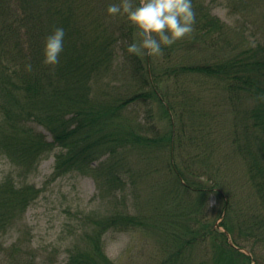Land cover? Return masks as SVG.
Instances as JSON below:
<instances>
[{
	"label": "trees",
	"instance_id": "1",
	"mask_svg": "<svg viewBox=\"0 0 264 264\" xmlns=\"http://www.w3.org/2000/svg\"><path fill=\"white\" fill-rule=\"evenodd\" d=\"M118 2L0 0V151L25 175L59 148L54 178L82 173L117 195L114 213L86 216L89 232L66 264H115L103 239L112 229L163 241L159 264H184L195 244L199 264H210L207 254L264 264V39L245 42L208 0H192L193 34L162 46L163 56L139 57L127 52L134 29L106 13ZM60 27L59 63L45 66V39ZM235 160L247 196L232 201ZM39 193L11 175L0 183L2 264H29L21 240L4 257L2 233ZM214 199L223 200L224 232L209 223Z\"/></svg>",
	"mask_w": 264,
	"mask_h": 264
},
{
	"label": "rangeland",
	"instance_id": "2",
	"mask_svg": "<svg viewBox=\"0 0 264 264\" xmlns=\"http://www.w3.org/2000/svg\"><path fill=\"white\" fill-rule=\"evenodd\" d=\"M241 2L246 3L248 0H208L213 13L236 31L240 39L255 44L258 40L264 39V0L254 7L250 5L244 11L238 8L242 6ZM235 4L238 9L234 7ZM115 90L126 92L129 88ZM241 107L245 108V104ZM36 128L52 139L46 129L41 126ZM59 152L60 149L57 148L50 154H46L30 173L23 175L25 171L16 167L9 157L0 151V183L11 175L19 182H27L35 186L40 192L27 208L22 221L16 223L8 232L2 233V242L7 249L4 257L10 253L12 245L21 240L23 244L20 250L29 264H66L71 248L77 244H84L85 232H89L88 224L84 228L86 216L93 213L106 217L114 213L116 206L119 205L117 195H108L105 189L100 190L96 180L89 175L72 172L54 178L56 155ZM235 161L237 166L231 169L233 179L230 197L232 201L247 196L244 190L245 164ZM130 167L134 169V161L130 163ZM143 188L144 186L140 190ZM133 192L134 187L126 185L124 193L133 194ZM226 197L230 199L228 195ZM131 201L134 202L133 197ZM222 201L220 200V203L215 206L214 199L209 208V211H213L209 216V223L214 228L216 226L220 232H224V229L220 227L225 216L221 212L224 206ZM103 239L105 251L115 264H159L166 258V253L162 252L165 248H162L163 241L157 242L139 229L129 231L112 229L104 235ZM211 245L209 244V247ZM201 248L202 246L195 244L185 258L183 257L182 262L199 264L203 258L198 251ZM207 255L210 258V264H234V259L229 262L226 259L220 260L216 263L215 258L211 259L212 254ZM243 262L244 260L241 259L240 263ZM2 263L0 260V264ZM245 264L251 263L245 260Z\"/></svg>",
	"mask_w": 264,
	"mask_h": 264
},
{
	"label": "clouds",
	"instance_id": "3",
	"mask_svg": "<svg viewBox=\"0 0 264 264\" xmlns=\"http://www.w3.org/2000/svg\"><path fill=\"white\" fill-rule=\"evenodd\" d=\"M107 15L119 17L134 29L129 54L139 57L163 56L162 46L190 37L195 31L196 13L192 0H119L106 9ZM65 31L62 27L45 39L42 63L55 66L63 51ZM31 70V65L27 66Z\"/></svg>",
	"mask_w": 264,
	"mask_h": 264
},
{
	"label": "bare ground",
	"instance_id": "4",
	"mask_svg": "<svg viewBox=\"0 0 264 264\" xmlns=\"http://www.w3.org/2000/svg\"><path fill=\"white\" fill-rule=\"evenodd\" d=\"M229 241L231 242L232 245H234V244L232 243V240H231V237H230V236H229Z\"/></svg>",
	"mask_w": 264,
	"mask_h": 264
}]
</instances>
